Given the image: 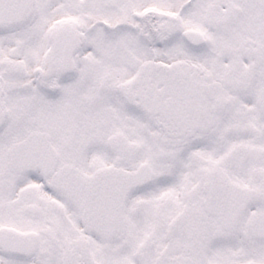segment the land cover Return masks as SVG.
Segmentation results:
<instances>
[{
	"label": "snow or ice",
	"instance_id": "6c2138e0",
	"mask_svg": "<svg viewBox=\"0 0 264 264\" xmlns=\"http://www.w3.org/2000/svg\"><path fill=\"white\" fill-rule=\"evenodd\" d=\"M0 264H264V0H0Z\"/></svg>",
	"mask_w": 264,
	"mask_h": 264
}]
</instances>
